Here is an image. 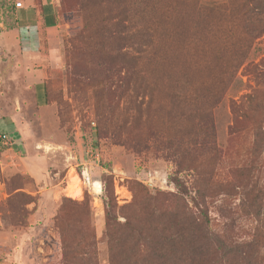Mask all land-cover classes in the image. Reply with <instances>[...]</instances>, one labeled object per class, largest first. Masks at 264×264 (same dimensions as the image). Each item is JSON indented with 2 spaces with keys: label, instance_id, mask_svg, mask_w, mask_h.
Returning <instances> with one entry per match:
<instances>
[{
  "label": "rangeland",
  "instance_id": "1",
  "mask_svg": "<svg viewBox=\"0 0 264 264\" xmlns=\"http://www.w3.org/2000/svg\"><path fill=\"white\" fill-rule=\"evenodd\" d=\"M48 1L0 0V264H264V0Z\"/></svg>",
  "mask_w": 264,
  "mask_h": 264
},
{
  "label": "crops",
  "instance_id": "2",
  "mask_svg": "<svg viewBox=\"0 0 264 264\" xmlns=\"http://www.w3.org/2000/svg\"><path fill=\"white\" fill-rule=\"evenodd\" d=\"M54 14H55V6H53V3L48 0H39L38 4L32 3L29 8H27V11L23 12L22 14L17 15L18 16V24L21 27H28L30 25L39 26V27H46L47 30L53 29L55 26H50V23L54 19ZM39 91L37 95V100H39L40 105L43 102V95L40 93L42 92L41 88H37ZM39 98V99H38ZM15 127L18 126L19 128V123L18 125H14ZM17 131V130H15ZM17 139V138H16ZM16 142V141H15ZM29 169L35 172V168H32L29 165ZM34 179H36L34 177ZM35 181V180H34ZM68 183L66 184L67 187ZM67 196V195H66ZM70 197V196H67Z\"/></svg>",
  "mask_w": 264,
  "mask_h": 264
},
{
  "label": "trees",
  "instance_id": "3",
  "mask_svg": "<svg viewBox=\"0 0 264 264\" xmlns=\"http://www.w3.org/2000/svg\"><path fill=\"white\" fill-rule=\"evenodd\" d=\"M39 3V0H37V2L35 3V4H38ZM10 11H11V13H16V8H15V6H14V4L11 6V8H10ZM18 26H19V24H18ZM20 27V33H23L24 34V32H25V29H24V27H21V26H19ZM197 198H199V195H198V193H197ZM208 223V219H206L205 218V216H204V218L202 219V221H201V223H199L200 225L202 224V225H205V224H207ZM61 245H62V247H63V252H65L66 251V249H67V244H66V242H62L61 243ZM198 249H199V251H198V253H199V255L200 256H204L205 257V254L207 253V247H206V244L205 243H202V245L200 246H198ZM164 255L165 256H167V257H169V258H171L172 259V257L175 255L174 254V251H167V250H164ZM175 257V260L179 263V260H180V258L178 257V256H174ZM156 258H157V256H156ZM64 259V261H65V264H70V261L69 260H66L65 258H63ZM160 259H162V257H160ZM131 260V259H130ZM133 261H132V264H153L152 262H146V261H137V260H134V259H132ZM157 264H166V260L165 259H162V260H160V261H158L157 262Z\"/></svg>",
  "mask_w": 264,
  "mask_h": 264
},
{
  "label": "built area",
  "instance_id": "4",
  "mask_svg": "<svg viewBox=\"0 0 264 264\" xmlns=\"http://www.w3.org/2000/svg\"><path fill=\"white\" fill-rule=\"evenodd\" d=\"M21 5H22L21 2H16L15 3L16 8H21L22 7ZM12 142H14V141L11 140V138H10V136L8 134L0 132V145L7 144V143H12Z\"/></svg>",
  "mask_w": 264,
  "mask_h": 264
},
{
  "label": "bare ground",
  "instance_id": "5",
  "mask_svg": "<svg viewBox=\"0 0 264 264\" xmlns=\"http://www.w3.org/2000/svg\"><path fill=\"white\" fill-rule=\"evenodd\" d=\"M74 188V187H73ZM72 187L70 188V192L69 194L72 196V195H75V196H79L80 197V193L78 190H75L73 189Z\"/></svg>",
  "mask_w": 264,
  "mask_h": 264
}]
</instances>
